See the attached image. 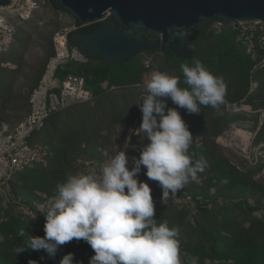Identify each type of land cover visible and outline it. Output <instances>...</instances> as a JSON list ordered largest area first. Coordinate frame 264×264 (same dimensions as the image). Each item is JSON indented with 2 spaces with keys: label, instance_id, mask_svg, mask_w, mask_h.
<instances>
[{
  "label": "rangeland",
  "instance_id": "374dc122",
  "mask_svg": "<svg viewBox=\"0 0 264 264\" xmlns=\"http://www.w3.org/2000/svg\"><path fill=\"white\" fill-rule=\"evenodd\" d=\"M9 16L16 38L14 44L12 42L8 50L0 55V68H11V71L0 70V135L13 134L26 119L30 111L31 93L38 85L51 57H49L51 49L55 51L56 35L65 32L74 24L73 18L53 6L51 0H17ZM213 25H216L220 32L204 38L202 43L207 52L212 49L220 37L233 44V51L230 50L225 54L221 64L212 67V64L207 65L201 61L213 74L223 77L226 83L224 103L220 105L222 115L211 106H205L204 112L208 113L207 116L204 115L205 113L202 115L189 114L186 109L179 108L170 99L167 101V107L177 108L186 124L192 130L199 126L210 141L213 139V134L222 129L215 137L219 150L215 153V157L229 160L242 175L244 173V178L248 176L245 181L248 183L252 181V183H250V189L244 191L240 188L230 189L227 184L232 180L225 176L224 179L220 178L222 179L220 183L215 184L219 180L218 177H214L219 170L216 168L218 160L214 164L206 160L208 166L205 170L198 173L197 179L185 185L175 197L170 196L174 201L169 205L194 207L195 200L186 194L194 190L196 185L199 191H202L211 182L213 184L208 193L213 197L215 194L222 197L219 198L218 205L224 204L225 197L234 201L236 196L247 198L251 203H255L256 199H263L264 203V63L254 70L255 62L246 47L243 44L238 45L232 42L234 27L217 23ZM260 54L264 57V53ZM138 60L150 67L142 84L130 89L112 87L100 101H92L88 105L78 104V107H71L53 117L41 132V138L52 136V130L55 129L58 130L57 133H60L66 128H75L79 133L74 143L77 149L72 155L75 159V167L71 169V175L76 174L77 171L83 174L99 171L107 159L102 153L107 151L109 156H114L119 150H123L124 146L131 169L132 159L139 158V155L129 152V145L132 146L139 142V138L143 139L146 135L138 131L142 123V112L138 104L143 102L146 94L144 92L145 82L150 79L154 71L176 76L180 82L179 86L186 87L177 65L161 50L143 51L138 55ZM253 82L256 83V88L251 91ZM234 104H237L240 110H236ZM244 105L245 108H243ZM225 112L228 113L226 121L223 119ZM95 134L101 136L96 141L87 144L85 140ZM203 137L202 135L195 137L196 146L203 145ZM45 143L48 146L51 143L53 147L59 145L57 139L55 142ZM44 145L40 143L37 147L36 159L41 155ZM145 169L142 167L138 174L140 181L147 179L146 172H143ZM214 169H217L215 173ZM23 179L24 175L18 172L7 182L0 183V203L4 207H24L28 211H30L29 207L33 210L47 209L48 200L51 198L50 192L56 194L53 183L51 182L52 189L50 186L49 191L35 192L36 196L38 195L36 197L32 196L31 192L22 191L19 188ZM148 181L153 192L162 191L157 181L149 179ZM201 197L202 195L199 200L202 199ZM202 207L212 208L215 205L203 204ZM188 221L189 218L184 222L185 228H187ZM203 223H212V219L203 217Z\"/></svg>",
  "mask_w": 264,
  "mask_h": 264
},
{
  "label": "clouds",
  "instance_id": "9594fccd",
  "mask_svg": "<svg viewBox=\"0 0 264 264\" xmlns=\"http://www.w3.org/2000/svg\"><path fill=\"white\" fill-rule=\"evenodd\" d=\"M186 87L167 73L154 71L145 82L139 132L145 133L139 158L119 150L107 157L99 173L69 175L56 187V194L47 203L43 237H29V247L44 249L55 257L61 245L72 240L87 242L94 255L89 264H181L179 229L155 218L152 188L140 181L142 166L149 180L162 189V202L175 197L207 161L189 154L193 134L177 108H168L170 99L189 114H199L201 106L220 112L226 83L195 59L191 66L181 64ZM25 250L24 246L20 251ZM190 264H197L189 257ZM30 264H36L30 261ZM60 264H83L74 261V254L65 255Z\"/></svg>",
  "mask_w": 264,
  "mask_h": 264
},
{
  "label": "trees",
  "instance_id": "16d2710c",
  "mask_svg": "<svg viewBox=\"0 0 264 264\" xmlns=\"http://www.w3.org/2000/svg\"><path fill=\"white\" fill-rule=\"evenodd\" d=\"M56 8L60 9L59 7ZM81 29L85 33H91L94 30V25H86L81 27ZM214 34L216 33H206L204 28H202L199 39L211 37ZM232 39L234 44L241 45L235 40L234 36ZM232 46L233 44L230 41L220 37L210 51L207 52L205 45H201L197 48L194 56L189 59L180 58L172 52L165 51L162 47L151 51L161 50L165 53L177 65L180 76L184 79L181 64L188 63L191 66L193 60L198 59L207 65L212 64V67L219 65L223 62L225 54L230 50L233 51ZM7 50L1 52L0 55ZM54 52L52 48L49 57ZM141 52L128 61L121 60L114 65L106 63L98 55L85 57L83 61L71 59L58 69L57 76L60 80H63L71 73L84 76L86 85L92 90L94 96L92 101H100L112 87L130 89L144 82V77L150 71V67L138 60V55ZM0 70L11 71V68L3 67ZM92 101L75 102L65 109L51 114L45 120L41 129L31 135L30 144L34 148L37 149L40 143L45 145L42 147L41 155L37 159L35 158L30 165L18 171L20 175H24V179L19 185L22 191L31 192L32 196H36L35 192L49 191L51 182L56 188L59 183L65 182L67 177L71 175V169L75 167V159L72 155L77 149L74 143L79 133L75 128H66L60 133H57L58 130L55 129L52 130V136L41 138V132L45 129L48 121L61 112L74 106L78 107V104L88 105ZM205 110L206 107L201 106L199 115L205 113L204 115L207 116L208 113L204 112ZM227 115L228 113L225 112L224 121L228 119ZM189 130L193 134L189 154L194 153L195 159L203 157L205 160L213 162V164L218 160L216 168L219 170L214 177H218L219 180L215 184L220 183L222 181L220 178L225 176V178L232 180L227 184L230 189L240 188L243 191L250 189L252 181L249 183L245 181L248 176L244 178V173L242 175L229 160L215 157V153L219 152L215 137L220 134L222 129L213 134L211 141L206 138L207 135L200 130L199 126L194 130L189 127ZM198 135L204 136L203 145L200 147L194 143L195 137ZM100 136L95 134L85 141L89 144L96 141ZM56 139L59 145L53 147L50 141L55 142ZM45 142L50 143V146L46 145ZM147 143L149 141L146 138H139V142L132 144V146L129 145V152L140 155L142 146ZM217 169H214L213 172L215 173ZM146 171L147 169L143 172ZM76 174H79V171ZM145 182H149L148 178ZM212 184V182L209 183L202 191H199V187L196 185L194 190H190L186 194L195 200V205L192 208L165 205L159 206L155 211V218L158 223L167 221L170 227L179 229L181 264H190L189 257L194 258L197 264H264L263 199H256L255 203H251L247 198H237L236 196L233 201L231 198L225 197L224 204L218 205V200L222 197L218 194L213 197V195L208 193ZM157 193L162 194V191H157ZM199 194L202 195L201 200H199ZM53 195L55 194L50 192V197ZM203 204H213L215 207L203 208ZM29 209L30 211L24 207H4L0 203V264H30V261H35L36 264H60L62 258L68 253L74 254V261H82L83 264H89L90 258L95 253L84 240L77 241L74 239L65 245H61L55 257H50L44 249L34 250L29 247V237H43L45 235L44 214L47 210H33L31 207ZM259 211H262V213H258ZM203 217H209L212 219V223L204 224ZM187 218H189V221L186 224L187 228H185L184 222ZM23 246L25 250L20 251Z\"/></svg>",
  "mask_w": 264,
  "mask_h": 264
},
{
  "label": "water",
  "instance_id": "95a60500",
  "mask_svg": "<svg viewBox=\"0 0 264 264\" xmlns=\"http://www.w3.org/2000/svg\"><path fill=\"white\" fill-rule=\"evenodd\" d=\"M12 0H0L8 6ZM81 28L69 34V46L83 57L98 55L106 63L128 61L141 51L162 47L176 56H194L190 43L207 23L233 25L264 21V0H51Z\"/></svg>",
  "mask_w": 264,
  "mask_h": 264
},
{
  "label": "built area",
  "instance_id": "2783aa9c",
  "mask_svg": "<svg viewBox=\"0 0 264 264\" xmlns=\"http://www.w3.org/2000/svg\"><path fill=\"white\" fill-rule=\"evenodd\" d=\"M16 3L17 0H12L8 6H0V53L7 50L14 40V29L9 14ZM81 27L83 26L74 23L65 32L56 35L55 52L49 58L39 83L31 94L28 116L13 134L0 135V183L7 182L15 173L34 161L38 152L30 144V137L35 131L41 129L51 114L63 110L75 102L93 100L92 90L87 87L84 76L71 73L63 80L57 76L58 69L67 61L71 59L83 61L85 59L69 46L68 40L70 32ZM233 27L235 40L246 47L255 62L254 70H257L264 63V57L260 54L264 53V21L255 19L240 22L238 27ZM252 84L251 91H254L256 83ZM233 106L236 107V110H240L237 104ZM245 107L244 105L243 108ZM125 150L124 146L122 151ZM93 173L98 174L99 171ZM152 196L156 209L174 201L169 198L163 203L162 194L153 191Z\"/></svg>",
  "mask_w": 264,
  "mask_h": 264
},
{
  "label": "flooded vegetation",
  "instance_id": "af4514ba",
  "mask_svg": "<svg viewBox=\"0 0 264 264\" xmlns=\"http://www.w3.org/2000/svg\"><path fill=\"white\" fill-rule=\"evenodd\" d=\"M213 24H214V22L207 23V24H203V25H200L198 27V29H199V35H198V37L196 38L195 41H193V42H191L189 44L190 47L194 50V54H195L197 48L200 47L201 45H203L202 42H203L204 38H201V40L199 39V37L201 36V30H202V28H204V30L206 31V33H210V32L219 33L220 32V29L218 27H216V25L214 26ZM206 38H208V37H206Z\"/></svg>",
  "mask_w": 264,
  "mask_h": 264
}]
</instances>
